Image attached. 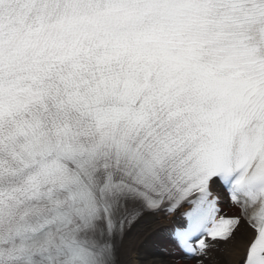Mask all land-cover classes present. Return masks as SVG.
Masks as SVG:
<instances>
[{
  "label": "snow or ice",
  "instance_id": "6c2138e0",
  "mask_svg": "<svg viewBox=\"0 0 264 264\" xmlns=\"http://www.w3.org/2000/svg\"><path fill=\"white\" fill-rule=\"evenodd\" d=\"M161 215L169 264H264V0H0V264Z\"/></svg>",
  "mask_w": 264,
  "mask_h": 264
},
{
  "label": "bare ground",
  "instance_id": "6f19581e",
  "mask_svg": "<svg viewBox=\"0 0 264 264\" xmlns=\"http://www.w3.org/2000/svg\"><path fill=\"white\" fill-rule=\"evenodd\" d=\"M225 211L234 214L231 209L226 208ZM174 223L171 216L161 215L154 219L152 226L138 228L130 241L138 254L129 257L126 245L120 254L121 264H169L174 246L167 233Z\"/></svg>",
  "mask_w": 264,
  "mask_h": 264
}]
</instances>
